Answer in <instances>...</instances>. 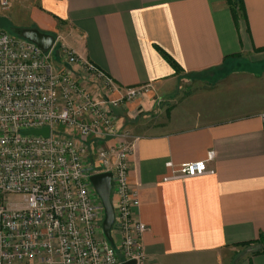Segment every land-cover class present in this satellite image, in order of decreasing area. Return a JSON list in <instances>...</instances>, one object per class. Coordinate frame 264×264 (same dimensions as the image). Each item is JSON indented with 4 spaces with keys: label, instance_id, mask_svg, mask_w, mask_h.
Returning a JSON list of instances; mask_svg holds the SVG:
<instances>
[{
    "label": "crops",
    "instance_id": "crops-1",
    "mask_svg": "<svg viewBox=\"0 0 264 264\" xmlns=\"http://www.w3.org/2000/svg\"><path fill=\"white\" fill-rule=\"evenodd\" d=\"M34 1L17 27L64 38L121 90L151 87L114 109L134 140L148 264H264V0L238 20L229 0ZM210 152L215 174L171 179L168 163Z\"/></svg>",
    "mask_w": 264,
    "mask_h": 264
},
{
    "label": "built area",
    "instance_id": "built-area-1",
    "mask_svg": "<svg viewBox=\"0 0 264 264\" xmlns=\"http://www.w3.org/2000/svg\"><path fill=\"white\" fill-rule=\"evenodd\" d=\"M0 3L7 9L9 0ZM55 48L45 53L0 29V264H148L147 226L129 181L134 140L118 129L114 109L151 87L121 90L71 49L56 63ZM43 128L48 137L27 134ZM214 158L210 152L205 161L168 163L171 179L213 175L207 162ZM100 173L112 174L114 244L90 181Z\"/></svg>",
    "mask_w": 264,
    "mask_h": 264
},
{
    "label": "water",
    "instance_id": "water-1",
    "mask_svg": "<svg viewBox=\"0 0 264 264\" xmlns=\"http://www.w3.org/2000/svg\"><path fill=\"white\" fill-rule=\"evenodd\" d=\"M12 32L19 37H22L34 44H36L43 52H50L56 43V37L54 35L44 33L37 27H15ZM27 134H35L48 137L50 130L43 128L41 130H32ZM91 184L99 195L102 205L105 210V219L103 223V229L107 239L114 244L112 236V228L115 223V207L113 204V181L111 173H100L91 176ZM123 264H136V261H127Z\"/></svg>",
    "mask_w": 264,
    "mask_h": 264
},
{
    "label": "rangeland",
    "instance_id": "rangeland-1",
    "mask_svg": "<svg viewBox=\"0 0 264 264\" xmlns=\"http://www.w3.org/2000/svg\"><path fill=\"white\" fill-rule=\"evenodd\" d=\"M36 4L34 0H9L7 9H3L0 3V29L13 33L12 30L18 25H28L32 22L37 14ZM14 34V33H13ZM56 37V47L59 57L65 53V49H69L64 38ZM64 55V54H63ZM53 60L55 56L53 55ZM56 64V63H55ZM264 249L263 247H260ZM23 264H39L37 261L26 262Z\"/></svg>",
    "mask_w": 264,
    "mask_h": 264
},
{
    "label": "trees",
    "instance_id": "trees-1",
    "mask_svg": "<svg viewBox=\"0 0 264 264\" xmlns=\"http://www.w3.org/2000/svg\"><path fill=\"white\" fill-rule=\"evenodd\" d=\"M230 8L232 10V13L236 20H238L240 17H245V5L244 0H229ZM52 35V34H51ZM161 54L164 56V58L173 66L175 70H179L178 64L175 62L173 58H171L167 53H165L163 50L159 49ZM58 51L57 47L55 48V57H58ZM260 243L264 244V237H261L259 240ZM262 252H264V249H262Z\"/></svg>",
    "mask_w": 264,
    "mask_h": 264
}]
</instances>
